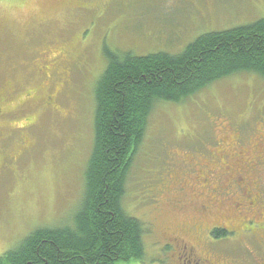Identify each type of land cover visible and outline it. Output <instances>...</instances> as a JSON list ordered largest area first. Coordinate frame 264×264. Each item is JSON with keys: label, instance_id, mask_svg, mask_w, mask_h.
<instances>
[{"label": "rangeland", "instance_id": "obj_1", "mask_svg": "<svg viewBox=\"0 0 264 264\" xmlns=\"http://www.w3.org/2000/svg\"><path fill=\"white\" fill-rule=\"evenodd\" d=\"M82 5L87 8L80 11ZM263 18L264 0H0V91H6L0 94V256L36 228L72 223L83 199L94 90L107 66L105 50L177 55L204 33ZM93 20L94 46L88 47L79 36ZM43 53L57 57L48 81L35 66ZM223 126L231 144L239 131L244 147L259 146L257 156L264 152L260 77L236 74L181 103L154 105L122 198L124 211L145 227L147 264L158 256L156 240L180 235L206 241L217 221L241 218L232 203L224 205L218 196H211L216 204L208 203V195L192 185L190 165L199 168L208 158L195 151L213 146ZM176 181L184 191L174 189ZM253 239L247 246L255 251ZM242 244L236 252L248 257Z\"/></svg>", "mask_w": 264, "mask_h": 264}, {"label": "trees", "instance_id": "obj_2", "mask_svg": "<svg viewBox=\"0 0 264 264\" xmlns=\"http://www.w3.org/2000/svg\"><path fill=\"white\" fill-rule=\"evenodd\" d=\"M104 53L81 205L71 224L34 229L0 256V264L142 263L146 230L124 211L122 198L151 111L158 102L181 103L236 74L264 81V18L204 33L177 55Z\"/></svg>", "mask_w": 264, "mask_h": 264}, {"label": "flooded vegetation", "instance_id": "obj_3", "mask_svg": "<svg viewBox=\"0 0 264 264\" xmlns=\"http://www.w3.org/2000/svg\"><path fill=\"white\" fill-rule=\"evenodd\" d=\"M86 8L82 5L80 11ZM71 25L77 26L78 23L75 21ZM95 25L96 21H91L89 28L84 29L79 36V41L88 45V47L94 46L93 37L96 32L92 30ZM71 39L73 40V37ZM86 39H89V41L85 42ZM53 42L60 45L57 41ZM102 45L104 46V44ZM39 57V61L35 63L37 72L45 81H48L53 75L57 57L48 58L46 53H43L42 56L39 55ZM5 93V90L0 91V94ZM3 101L4 99L0 97V116L3 114L1 109ZM221 130L223 136L213 146H204L203 148L206 149L195 151V153H198L196 156H207L208 158L199 168H195L193 164L190 165L194 173L192 185L198 186V189H201L205 196L208 195V203L216 204L212 198L215 196L220 197L224 205H227L225 204L227 202L232 203V210L238 213L241 218L236 221L229 219H224L222 222L217 221L215 223L217 225L214 224L209 227L206 241L191 242L180 235H172L156 240L152 246L158 256L153 259L154 262L151 264H264V152L262 151L257 156L259 146L257 150H248L244 147L246 139L239 131L236 132L235 142L231 144L225 131L228 129L223 126ZM198 159L202 161L204 158ZM171 179L170 177L168 181ZM164 184L166 185V182ZM172 185L177 191H184L185 189L183 183L179 185L178 181ZM215 232H219L221 235H216ZM258 234L262 237L256 238ZM241 237H243V240H238ZM253 238L256 241H254L255 247L252 249L256 248L255 251L247 246V239ZM239 242L243 243L241 246L248 253V257L236 252L235 246ZM219 243H222L223 248H225L224 252L226 251L231 256L229 255L228 258L221 256L222 253L218 250L221 245ZM227 244H231L233 247H226ZM145 254L146 257V247ZM145 263L144 258L142 263L137 264Z\"/></svg>", "mask_w": 264, "mask_h": 264}]
</instances>
